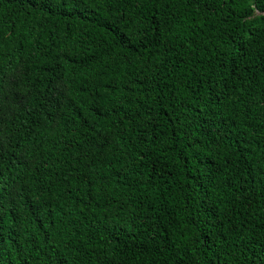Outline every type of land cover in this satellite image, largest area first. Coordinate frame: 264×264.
I'll return each mask as SVG.
<instances>
[{
  "label": "trees",
  "instance_id": "16d2710c",
  "mask_svg": "<svg viewBox=\"0 0 264 264\" xmlns=\"http://www.w3.org/2000/svg\"><path fill=\"white\" fill-rule=\"evenodd\" d=\"M0 264H264V0H0Z\"/></svg>",
  "mask_w": 264,
  "mask_h": 264
}]
</instances>
